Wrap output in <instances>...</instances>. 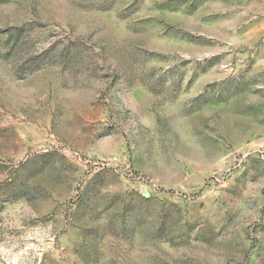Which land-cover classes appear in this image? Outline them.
Instances as JSON below:
<instances>
[{
	"label": "rangeland",
	"instance_id": "1",
	"mask_svg": "<svg viewBox=\"0 0 264 264\" xmlns=\"http://www.w3.org/2000/svg\"><path fill=\"white\" fill-rule=\"evenodd\" d=\"M0 264H264V0H0Z\"/></svg>",
	"mask_w": 264,
	"mask_h": 264
}]
</instances>
